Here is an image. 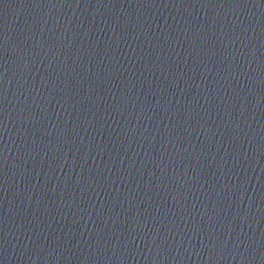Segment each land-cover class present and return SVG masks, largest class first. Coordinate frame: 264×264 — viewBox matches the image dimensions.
<instances>
[{
	"label": "water",
	"instance_id": "95a60500",
	"mask_svg": "<svg viewBox=\"0 0 264 264\" xmlns=\"http://www.w3.org/2000/svg\"><path fill=\"white\" fill-rule=\"evenodd\" d=\"M180 264H264V0H77Z\"/></svg>",
	"mask_w": 264,
	"mask_h": 264
}]
</instances>
